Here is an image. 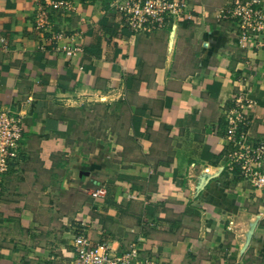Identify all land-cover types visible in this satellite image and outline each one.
Here are the masks:
<instances>
[{"label": "crops", "instance_id": "0c3cea01", "mask_svg": "<svg viewBox=\"0 0 264 264\" xmlns=\"http://www.w3.org/2000/svg\"><path fill=\"white\" fill-rule=\"evenodd\" d=\"M48 1L0 0V109L22 126L2 175L0 264H71L77 233L120 248L140 236L158 264H264V190L225 167L238 96L247 140L264 139V32L241 44L218 16L228 0H189L193 20L151 33L108 0ZM39 4L56 42L34 26Z\"/></svg>", "mask_w": 264, "mask_h": 264}, {"label": "built area", "instance_id": "2783aa9c", "mask_svg": "<svg viewBox=\"0 0 264 264\" xmlns=\"http://www.w3.org/2000/svg\"><path fill=\"white\" fill-rule=\"evenodd\" d=\"M263 0H228L218 16L232 20L237 26V38L241 44L258 43L264 32ZM52 8L70 11L74 8L71 0H49ZM108 7L121 17V23L134 33H151L166 27H174L178 22L194 19V10L189 0H108ZM36 29L50 32L55 42L65 36L63 30L52 29L48 9L39 4L34 16ZM0 37V41H4ZM66 55H72L76 48L64 44L56 45ZM251 100L243 96L234 99L226 111L227 128L225 139L233 144L225 157L226 169L253 188L264 190V139L248 141L246 109ZM22 126L18 117L8 110L0 109V191L2 175L19 152ZM95 198L104 195L102 189L91 193ZM133 240L125 248L111 242L93 241L83 233H77L70 242L71 264H158L156 259L141 253V246Z\"/></svg>", "mask_w": 264, "mask_h": 264}, {"label": "water", "instance_id": "95a60500", "mask_svg": "<svg viewBox=\"0 0 264 264\" xmlns=\"http://www.w3.org/2000/svg\"><path fill=\"white\" fill-rule=\"evenodd\" d=\"M252 233V230L250 231L249 235Z\"/></svg>", "mask_w": 264, "mask_h": 264}]
</instances>
